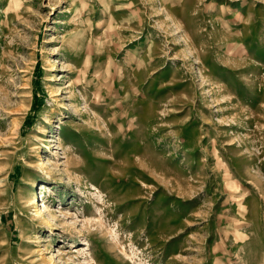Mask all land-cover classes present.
I'll use <instances>...</instances> for the list:
<instances>
[{
  "label": "rangeland",
  "instance_id": "374dc122",
  "mask_svg": "<svg viewBox=\"0 0 264 264\" xmlns=\"http://www.w3.org/2000/svg\"><path fill=\"white\" fill-rule=\"evenodd\" d=\"M0 264H264V0H0Z\"/></svg>",
  "mask_w": 264,
  "mask_h": 264
}]
</instances>
